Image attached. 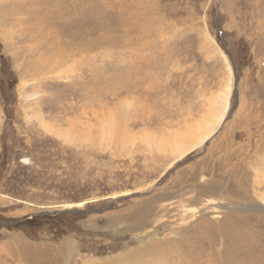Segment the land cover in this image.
Listing matches in <instances>:
<instances>
[{
  "label": "rangeland",
  "instance_id": "1",
  "mask_svg": "<svg viewBox=\"0 0 264 264\" xmlns=\"http://www.w3.org/2000/svg\"><path fill=\"white\" fill-rule=\"evenodd\" d=\"M263 207L264 0H0V264H264Z\"/></svg>",
  "mask_w": 264,
  "mask_h": 264
},
{
  "label": "bare ground",
  "instance_id": "2",
  "mask_svg": "<svg viewBox=\"0 0 264 264\" xmlns=\"http://www.w3.org/2000/svg\"><path fill=\"white\" fill-rule=\"evenodd\" d=\"M229 94H230V81L228 80L227 81V84H226V86H225V100H224V102L222 103V112H221V114L219 115V116H216L215 117V119H214V125H211V124H209V125H207V128H206V131H205V133L202 135V136H200L199 138H197L196 139V141L194 142V143H192V144H190L189 145V149H192L193 147H198V146H200L201 144H203L204 142H205V140H207L208 139V137H209V135L211 134V132L214 130V128L220 123V121H221V119H222V117H223V115H224V111H225V108H226V105H227V98H228V96H229ZM212 127V129H209V128H211ZM187 146H188V144H187V142L186 143H179V145H174L173 146V148H174V151H175V153L177 154V156H180V155H182L186 150H187ZM174 151H173V153H174ZM231 151V150H230ZM234 151V150H233ZM235 152V151H234ZM230 153V152H229ZM215 160V159H214ZM216 161H217V159H216ZM203 178V177H202ZM204 180V179H203ZM208 187V186H207ZM217 187V186H216ZM203 189V188H202ZM218 190V189H217ZM205 192L206 193H208L209 192V194L210 195H218L219 193L218 192H216V191H212V188H209V189H206V187H204V194H205ZM220 195V194H219ZM257 205H254V206H250V207H256ZM207 208V207H206ZM258 208H261V205H259L258 206ZM217 209H219V206H217ZM195 210V209H194ZM204 218V217H203ZM225 221H227V220H225ZM234 222V221H233ZM238 222V221H237ZM243 223V222H242ZM224 224V223H223ZM217 225V224H216ZM204 228V227H203ZM229 228V227H228ZM212 229V228H211ZM234 230V229H233ZM245 232V231H244ZM214 234V233H213ZM216 234V233H215ZM235 233H233V235H234ZM213 236V235H212ZM212 238V237H211ZM231 238V237H230ZM237 239V238H236ZM226 240V239H225ZM233 240V239H232ZM239 240V239H238ZM237 240V241H238ZM234 241V240H233ZM242 241V240H241ZM230 242V241H229ZM246 242V241H245ZM236 243V242H235ZM227 244V243H226ZM234 244V243H233ZM232 244V245H233ZM236 247V246H235ZM239 247V246H238ZM241 247V246H240ZM227 248V247H226ZM233 251V250H232ZM247 251V250H246ZM251 254V253H250ZM239 256V255H238ZM251 257V256H250ZM234 259V258H233ZM236 259H237V256H236ZM241 259H242V257H241ZM202 260V259H201ZM236 262V261H235ZM238 262V261H237Z\"/></svg>",
  "mask_w": 264,
  "mask_h": 264
},
{
  "label": "trees",
  "instance_id": "3",
  "mask_svg": "<svg viewBox=\"0 0 264 264\" xmlns=\"http://www.w3.org/2000/svg\"><path fill=\"white\" fill-rule=\"evenodd\" d=\"M7 77L8 78L5 79L6 83L9 80H11L9 75ZM74 216L79 217V216H81V214L78 213V214H75ZM57 218H61V216L58 215V216L53 217V216H49V215H37V216H33V217H28L27 219L22 220V221H17L15 223L14 227L25 228V230H28L29 228H42L47 224V222L54 221ZM29 235L31 236L32 234H29Z\"/></svg>",
  "mask_w": 264,
  "mask_h": 264
},
{
  "label": "water",
  "instance_id": "4",
  "mask_svg": "<svg viewBox=\"0 0 264 264\" xmlns=\"http://www.w3.org/2000/svg\"><path fill=\"white\" fill-rule=\"evenodd\" d=\"M226 54L229 56L228 52H226ZM231 73H232L233 76H234V69H231ZM234 78H235V77H234ZM235 86H236V82H235V80H234V82H233V88H235ZM263 208H264V207H263ZM70 209H72V208H70ZM258 209L263 210V209H261V208H258ZM73 211H78V210L74 209ZM55 214H57V213H53L52 215H55Z\"/></svg>",
  "mask_w": 264,
  "mask_h": 264
}]
</instances>
